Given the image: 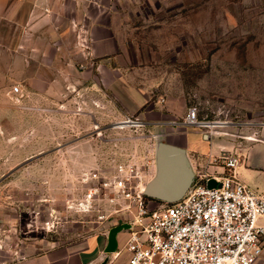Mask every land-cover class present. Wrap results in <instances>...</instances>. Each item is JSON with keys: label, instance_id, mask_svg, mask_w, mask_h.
Returning <instances> with one entry per match:
<instances>
[{"label": "rangeland", "instance_id": "374dc122", "mask_svg": "<svg viewBox=\"0 0 264 264\" xmlns=\"http://www.w3.org/2000/svg\"><path fill=\"white\" fill-rule=\"evenodd\" d=\"M32 2L0 0V28H34L48 16L57 28L51 49L38 42L53 64L35 67L30 95L11 93L16 80L0 86V264L81 256L126 264L127 213L109 204L116 195L102 184L126 177L140 194L157 175L158 153L187 137L211 174L222 167L215 159L234 154L245 164L264 146V0ZM8 37L11 45L15 32L0 33V47ZM84 85L94 93L80 94ZM191 108L202 122L226 125H172ZM128 120L144 124L117 127ZM116 228L118 257L106 250Z\"/></svg>", "mask_w": 264, "mask_h": 264}, {"label": "built area", "instance_id": "2783aa9c", "mask_svg": "<svg viewBox=\"0 0 264 264\" xmlns=\"http://www.w3.org/2000/svg\"><path fill=\"white\" fill-rule=\"evenodd\" d=\"M13 91L19 93L20 89ZM204 124L197 108L189 109L183 121L172 123L191 128ZM217 161L222 163L217 167L221 170L195 174L180 201L154 209L145 201L144 191L138 194L129 178L118 176L101 185L98 190L116 195L109 204L119 205V211L127 213L121 224L127 235L122 248L128 257L126 264L257 263L264 250V187L251 188L237 178L241 162L236 155L225 154ZM210 180L216 181L212 188ZM120 253L112 254L118 257Z\"/></svg>", "mask_w": 264, "mask_h": 264}, {"label": "crops", "instance_id": "0c3cea01", "mask_svg": "<svg viewBox=\"0 0 264 264\" xmlns=\"http://www.w3.org/2000/svg\"><path fill=\"white\" fill-rule=\"evenodd\" d=\"M45 0H33L31 3V7L36 6L37 2L43 3ZM32 12L31 9L30 13L35 16L38 11L36 8ZM42 24H35L34 28H0V33L4 32H11L14 31L16 34L14 42L10 45L9 41L12 39L10 37L4 38V42L7 41L8 44H5L0 47V86L7 82L8 80H16L17 83H20L18 86L20 89L19 93L14 94L13 91L11 92L13 95L28 97L29 88L32 83L36 82L35 77L37 73H35L38 65L42 63L46 64H53L52 55L49 56V53L45 51L41 53V49L38 45L39 41H44L48 44V48L53 44V32L57 30L51 25H49V16L45 17L42 20ZM54 25V24H53ZM55 26V25H54ZM90 33L92 34V54H100L99 45H100V38L95 37V26H91ZM68 54V53H67ZM50 75V80H52V71L48 73ZM66 82H69L71 78L66 76L64 78ZM69 84V83H68ZM69 86V85H68ZM95 87L86 88L85 85L80 91V94L85 95L86 93H94ZM45 98L52 97V90L50 92L45 90ZM86 104V103H84ZM215 128V127H213ZM212 129V128H211ZM187 137L184 142V145H181L186 153L192 152L194 155L191 157L189 155V163L191 167L194 168L196 174H206L211 175L212 167L209 166L208 160L203 161L202 155H199L200 152V145L194 139H189ZM237 178L247 186L251 188H258L262 189L264 187V146L258 145L251 150L249 154L248 161L244 164H241L236 170ZM118 234V233H117ZM107 253L115 252V243L113 246H107ZM87 261L85 256H81L76 262L77 264H84ZM64 264H69L67 261ZM256 264H264V250L262 253L261 258L257 261Z\"/></svg>", "mask_w": 264, "mask_h": 264}, {"label": "water", "instance_id": "95a60500", "mask_svg": "<svg viewBox=\"0 0 264 264\" xmlns=\"http://www.w3.org/2000/svg\"><path fill=\"white\" fill-rule=\"evenodd\" d=\"M129 122L119 123L117 127L130 126ZM194 173L183 148L168 150L158 153L157 175L145 187V196L161 203H176L180 201L192 185ZM216 185L215 180H210V188ZM120 228L114 229L109 237V246L114 245V237ZM114 252V251H111Z\"/></svg>", "mask_w": 264, "mask_h": 264}, {"label": "bare ground", "instance_id": "6f19581e", "mask_svg": "<svg viewBox=\"0 0 264 264\" xmlns=\"http://www.w3.org/2000/svg\"><path fill=\"white\" fill-rule=\"evenodd\" d=\"M221 125H223V123H205L203 125V127H208V128H213V127H222ZM124 126H122L121 128H123ZM224 127V126H223Z\"/></svg>", "mask_w": 264, "mask_h": 264}, {"label": "trees", "instance_id": "16d2710c", "mask_svg": "<svg viewBox=\"0 0 264 264\" xmlns=\"http://www.w3.org/2000/svg\"><path fill=\"white\" fill-rule=\"evenodd\" d=\"M118 233V232H117Z\"/></svg>", "mask_w": 264, "mask_h": 264}]
</instances>
